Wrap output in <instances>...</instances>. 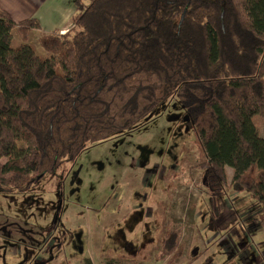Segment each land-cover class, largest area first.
<instances>
[{"label":"trees","instance_id":"1","mask_svg":"<svg viewBox=\"0 0 264 264\" xmlns=\"http://www.w3.org/2000/svg\"><path fill=\"white\" fill-rule=\"evenodd\" d=\"M16 27L0 7V193L27 191L177 97L199 134L212 199L229 187L248 195L264 232L254 122L264 119V0H79L70 30L42 37L47 57L13 47ZM179 233L163 241L164 256Z\"/></svg>","mask_w":264,"mask_h":264},{"label":"rangeland","instance_id":"2","mask_svg":"<svg viewBox=\"0 0 264 264\" xmlns=\"http://www.w3.org/2000/svg\"><path fill=\"white\" fill-rule=\"evenodd\" d=\"M24 43L17 35L12 45ZM254 122L263 132L264 119ZM207 167L199 134L173 97L27 191L0 193V264H83L89 256L95 264H264L251 197L229 187L212 199ZM174 228L179 249L164 256Z\"/></svg>","mask_w":264,"mask_h":264},{"label":"crops","instance_id":"3","mask_svg":"<svg viewBox=\"0 0 264 264\" xmlns=\"http://www.w3.org/2000/svg\"><path fill=\"white\" fill-rule=\"evenodd\" d=\"M79 0H0V7L17 24L13 30V40L18 35L21 42L39 46L43 36L63 35L72 28V19L77 14ZM88 4L89 0H81ZM36 19L38 29L21 28L18 24L25 20ZM264 137V131L260 132ZM93 264L95 261L91 256Z\"/></svg>","mask_w":264,"mask_h":264}]
</instances>
